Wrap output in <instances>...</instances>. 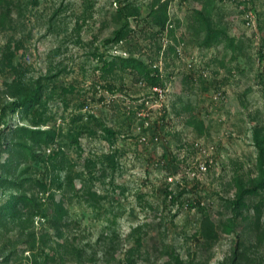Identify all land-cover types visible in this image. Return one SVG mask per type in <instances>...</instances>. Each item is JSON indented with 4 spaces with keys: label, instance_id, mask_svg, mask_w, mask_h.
<instances>
[{
    "label": "rangeland",
    "instance_id": "obj_1",
    "mask_svg": "<svg viewBox=\"0 0 264 264\" xmlns=\"http://www.w3.org/2000/svg\"><path fill=\"white\" fill-rule=\"evenodd\" d=\"M169 1L161 29L149 15L153 0H0V264H107L101 238L111 221L124 252L141 240L137 264H165L174 253L187 264H228L236 233L264 264V187L242 208L233 203L262 177L253 134L264 126V0L208 4L235 50L203 44L195 9L207 0ZM129 3L139 13L127 19ZM118 29L127 34L115 41ZM127 55L157 67L162 84L122 68L118 57ZM38 80L42 106L11 105ZM192 115L203 133L188 123ZM30 128L53 129L55 139L34 140ZM75 131L82 150L71 145ZM72 165L106 195L107 209L71 190ZM20 193L39 209L15 214ZM51 195L64 198L59 222ZM237 212L236 233L221 230L210 246L199 240L206 214L220 223Z\"/></svg>",
    "mask_w": 264,
    "mask_h": 264
},
{
    "label": "trees",
    "instance_id": "obj_2",
    "mask_svg": "<svg viewBox=\"0 0 264 264\" xmlns=\"http://www.w3.org/2000/svg\"><path fill=\"white\" fill-rule=\"evenodd\" d=\"M213 0H207L204 7L195 9L196 18L200 20V29L205 31V36L203 39V44L206 46H212L214 44L222 43L228 49L235 50L237 47V41L234 36H232L228 29L222 24L215 21L211 10L207 7ZM169 0H153L151 4V9L149 15L151 16V21L154 25H157L161 29H165L169 24L171 17L169 13ZM128 10L126 15L129 19L130 15H137L139 13V7L129 3L121 9V11ZM128 24V21H127ZM127 30L118 29L115 32V41H120L125 38ZM120 66L124 69H131L137 72L141 77L146 79L148 83L153 86L162 84V79L157 67L150 66L142 58L135 55L119 56ZM114 64V61H113ZM44 103V87L41 80H38L35 86L28 87L26 90L22 91L20 94L14 95V100L11 105L15 108H22L26 111L35 109L37 106H42ZM6 113L7 108H3ZM35 125L39 126L43 122V119L35 121ZM188 123L195 128L200 133L204 132L205 123L197 115H192L188 119ZM29 134L34 140H39L43 143H49L55 139L56 131L53 129H42V128H30ZM104 130L107 133H112V129L104 126ZM254 143L259 150L258 156V167L261 174V180L258 185L244 186L242 185L239 189L236 199L233 201L236 208H242L246 204V196L250 193L258 192V186L264 187V126H257L254 129ZM71 145L78 150H82L81 135L80 132H71L70 134ZM23 149L25 151L26 157L36 156L33 149L28 145L23 144ZM87 167L96 166L97 162L93 159L87 158L85 160ZM113 164L115 162L113 160ZM66 183L70 186L71 190L81 193V195L87 200L93 203V205L101 210L107 209L103 203V199L106 195L100 193L97 190L92 189L89 184V179H87L86 171H77L74 166H69L66 168ZM51 214L55 217L56 222L62 220L65 215L66 206L64 204V198L57 199L55 195H51L49 198ZM42 202L39 201L35 196L20 193L13 197L12 209L15 214H18L19 210L22 208L27 213H32L34 210H38ZM239 212L235 213L234 216L228 217L225 221L217 223L212 215L206 214L202 219L199 227V240L202 241L207 246H210L214 241H216L221 230L227 234L236 233V231L241 227L238 216ZM114 222L111 221L107 227L106 231L102 236V240L108 244L104 247L103 259L107 264H137L138 259L142 256L140 251L142 247L141 240H137L131 243L130 246L123 251V240L121 239L119 233L114 228ZM129 236H132L129 235ZM129 236L126 240H129ZM123 254V256H122ZM256 259L251 257L247 251L242 247V235L241 233H236L232 251L228 259V264H255ZM41 264V263H40ZM165 264H187V261L181 257L179 253H174L170 255L165 262Z\"/></svg>",
    "mask_w": 264,
    "mask_h": 264
}]
</instances>
